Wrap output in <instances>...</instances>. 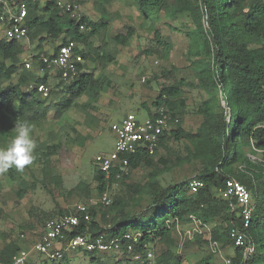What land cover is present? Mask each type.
<instances>
[{"label": "trees", "instance_id": "obj_1", "mask_svg": "<svg viewBox=\"0 0 264 264\" xmlns=\"http://www.w3.org/2000/svg\"><path fill=\"white\" fill-rule=\"evenodd\" d=\"M114 1L95 0L96 19L85 14L72 19L56 6L57 0H46L41 7L39 0H26L29 39L39 53H46L43 50L46 40L62 39L61 43L75 42L76 50L84 61L112 63L116 52L95 47L92 39L119 16L110 10ZM135 5L145 20L156 22L162 13L165 18L177 21L188 13L194 25V31L187 32L186 36L190 41L187 60L195 71V81L188 82L186 78L178 77L174 74L175 68L172 71L164 70L160 77L168 78L169 82L161 85L151 107H144L150 114L152 108L163 106L179 118L178 125L161 138L159 146L182 140L193 145L197 151L195 158L206 162L204 170L198 175L203 186L191 193L188 183L166 188L153 185L151 202L143 211L106 223L105 219L97 221L94 211L89 210L90 222L74 227L71 235L94 237L105 234L112 237L129 231L141 232V243L154 244L159 240L170 241L176 224L198 221L201 227H211L209 240H204V244L209 246V242L214 241L219 248L225 244L234 247L231 264H264V180L259 167L247 155L248 152L254 154L255 149L264 150V44L253 48L249 46V41L257 36H262L264 40V0H252L248 7L246 0H198L197 3L192 0H136ZM81 26L83 30H80ZM124 29V33L121 31L113 36L114 45L126 46L135 35L134 27L124 26ZM41 33L46 38L41 37ZM198 37L202 38L208 55L201 56ZM153 42L152 48L166 54L173 48L169 36L163 37L158 32L154 33ZM26 51V45L0 38V143L13 138L15 124L27 122L31 126L36 125L44 121L50 112L59 118L74 105L77 98L89 93L97 95L103 85L109 83L95 78L83 63L75 76L67 81L58 80L56 87L60 88L59 98L48 104L37 92L38 84L47 85L48 72L41 67L43 74L35 76L26 70L22 65ZM194 90L207 98H202L198 108L202 123L192 133L182 128L181 118L188 107L185 91ZM219 96L227 109L220 107ZM155 155L140 152L130 158L128 174L141 166H151ZM117 172L113 169L106 177L96 166L93 178L98 194L101 195L118 181L115 177ZM128 174L122 175L121 179H126ZM8 175L17 181V196L22 198L28 184L19 177L18 170L9 169ZM228 177L244 184L254 201V211L246 229L243 228L235 201L217 194V189ZM128 188L133 189V186ZM166 221L173 222L165 225ZM101 222L106 224L102 225ZM233 230L242 232L245 243L253 247L250 255L244 256L243 248L234 246L230 237ZM17 249L11 244L7 245L3 250L5 259L1 262L9 261L18 253ZM135 250L139 251V246ZM83 253L93 263L97 256L111 254ZM122 254L135 264H140L132 259L131 254ZM203 263L220 262L211 253L203 259ZM26 264H31V261ZM156 264H182V261L167 250L156 256Z\"/></svg>", "mask_w": 264, "mask_h": 264}, {"label": "rangeland", "instance_id": "obj_2", "mask_svg": "<svg viewBox=\"0 0 264 264\" xmlns=\"http://www.w3.org/2000/svg\"><path fill=\"white\" fill-rule=\"evenodd\" d=\"M45 1L39 0V7ZM251 1L246 0V7ZM94 2L95 0L82 2L83 13L92 19L97 18ZM135 2L136 0H115L110 10L117 12L119 16L106 30L92 39L95 47L114 50L115 60L106 64L84 61L85 68L95 78L102 83H109L103 85L97 95L89 93L77 98L74 105L61 117L57 118L50 112L44 121L32 125V138L37 144L35 159L19 175L28 184L26 194L22 198L17 196V181H13L8 175L9 169L16 170L14 167L0 173V261L5 259L3 250L7 245L16 246V252L30 249L31 242L38 236L45 221L73 211L78 205H85L93 210L97 221L105 219L106 223H112L114 218L132 216L143 211L151 202L153 185L166 188L173 184L199 180L198 175L204 170L206 162L195 158L196 148L184 140L170 141L159 146L151 166L133 169L126 179L114 182L107 189L111 200L109 206H103L99 202L100 194L93 178L96 169L94 160L97 155H108L114 149L115 138L110 132L111 124L120 121L128 113H133L139 120L147 117L144 105L150 108L161 85L169 82L168 78L160 77L164 70L172 71L175 68L174 74L178 77H184L188 82L195 81V71L187 60L190 41L186 34L194 31L189 14L182 15L180 20L171 21L161 13L158 21L151 22L137 12ZM124 26L134 27L135 35L126 46H116L113 36L121 31L124 33ZM155 32L171 39L173 48L168 54L152 48ZM40 36L46 38L44 33ZM197 40L201 56L208 55L202 38L198 37ZM61 42L62 39H49L44 42L43 48L50 53ZM19 43L27 46L22 59L30 54H41L35 49L29 36ZM262 44V36L249 41L252 48ZM31 73L40 75L36 65L32 66ZM48 76L49 91L46 95H41V98L50 104L59 98L60 88L56 87L57 76L50 73ZM185 94L188 107L181 118L182 128L194 133L202 123L198 108L202 98L206 99L207 96H201L195 90L185 91ZM223 102L220 100V107L227 109ZM12 132L14 138L15 128ZM12 139L0 143V146L8 145ZM247 155H254L261 160L254 164L259 167L264 180V155L256 152H248ZM244 173L247 171L244 170ZM128 186H133V189ZM105 222L101 224L104 225ZM210 228V225L201 227L198 221L178 225L170 241L159 240L153 244L154 253L158 256L171 250L180 257L182 264H204L203 259L212 253L209 246L203 243L204 240H209ZM193 229L197 231L193 232ZM188 231L193 233L192 240L185 237ZM233 256L234 247L231 244L222 245L220 254H214L218 262L223 258L230 260ZM35 259V254H32L30 261L35 262ZM95 259L96 262L93 263L83 252L77 251L63 262L43 264H135L122 253L103 254Z\"/></svg>", "mask_w": 264, "mask_h": 264}, {"label": "built area", "instance_id": "obj_3", "mask_svg": "<svg viewBox=\"0 0 264 264\" xmlns=\"http://www.w3.org/2000/svg\"><path fill=\"white\" fill-rule=\"evenodd\" d=\"M84 0H57L56 6L72 19H78L84 15L82 10ZM27 6L26 0H0V27L2 37L6 40L20 42L28 37L26 24ZM83 30V26L80 27ZM77 46L73 41H67L57 45L56 51L49 54L28 55L22 60L23 67L31 71L32 66L43 74V67L48 73L57 76L58 80L67 81L78 73L79 65L84 63L83 58L76 50ZM49 88L46 84H38L37 92L46 95ZM224 103V102H223ZM179 123V118L174 116L165 107L161 106L147 114L144 120H139L133 113L125 114L120 121L114 122L110 126V132L115 138L114 149L108 154H100L95 157V164L98 169L109 176L115 169L116 180H120L122 175L129 172L130 158L140 152L153 156L158 150L161 138L165 137L170 130ZM258 154H264V150H257ZM252 163L260 162L256 156H248ZM191 193L197 192L203 186L200 180H191L187 184ZM220 196L235 201V207L239 210L243 228L249 227L254 211V201L250 191L246 186L233 177L225 179L224 184L217 189ZM99 202L103 206H109L111 200L104 191L100 195ZM90 222L89 208L85 205H78L73 211L65 212L55 219L44 222L38 236L31 242L30 249L20 250L7 262L0 264H26L30 263L32 254H35V262L31 264H43L44 262L59 263L77 251L85 253H128L132 259L140 264H156V255L153 244L141 243L143 236L141 232H126L120 236L108 237L105 234H98L90 237L85 234H74L73 228L81 223ZM173 222V221H172ZM171 221H166L165 225H170ZM178 225L176 224V230ZM193 229V232H196ZM193 233H185V237L191 239ZM230 237L234 241V246L243 248L244 256L250 255L253 247L245 243V236L242 232L233 230ZM183 242H181V245ZM139 246L140 250L135 248ZM210 251L220 254L219 245L209 242ZM42 262V263H40ZM219 264H231L229 259H222Z\"/></svg>", "mask_w": 264, "mask_h": 264}, {"label": "clouds", "instance_id": "obj_4", "mask_svg": "<svg viewBox=\"0 0 264 264\" xmlns=\"http://www.w3.org/2000/svg\"><path fill=\"white\" fill-rule=\"evenodd\" d=\"M15 136L6 146H0V173L6 172L9 168L23 171L30 166L34 159V152L37 148L32 138V126L27 122L15 124Z\"/></svg>", "mask_w": 264, "mask_h": 264}, {"label": "crops", "instance_id": "obj_5", "mask_svg": "<svg viewBox=\"0 0 264 264\" xmlns=\"http://www.w3.org/2000/svg\"><path fill=\"white\" fill-rule=\"evenodd\" d=\"M1 37H2V32L0 33V38H1ZM58 44H59V43H58ZM58 44H57V45H58ZM57 45L55 46V47H56L55 49H57ZM43 49H44V48H43ZM44 50H45V49H44ZM45 51H46V50H45ZM51 52H52V51H51ZM51 52H50V53H51ZM41 54H49V52L46 51V53H41ZM49 78H50V77H48V80H49Z\"/></svg>", "mask_w": 264, "mask_h": 264}]
</instances>
